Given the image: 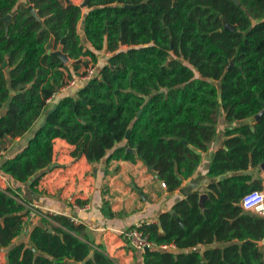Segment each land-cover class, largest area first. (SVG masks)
<instances>
[{
	"label": "trees",
	"instance_id": "16d2710c",
	"mask_svg": "<svg viewBox=\"0 0 264 264\" xmlns=\"http://www.w3.org/2000/svg\"><path fill=\"white\" fill-rule=\"evenodd\" d=\"M86 10L65 0H0V20L12 15L8 30L0 22V141L34 130L26 147L0 165L5 175L30 181L35 194L53 162L54 141L62 139L74 147L73 158L84 156L92 166L140 161L153 167L175 192L195 174L198 151L215 138L219 113L233 124L248 122L227 131L229 151L216 155L209 175L264 163V115L255 120L264 110V0H91ZM80 21L88 47L77 33ZM225 23L235 30H225ZM62 41L76 64L111 55L99 76L55 100L82 76L77 65L72 71L49 54ZM249 181L233 175L212 185L218 198L211 195L204 213L196 193L174 207L176 217L162 214L157 224H142L158 246L178 249L144 252V264H264L257 245L264 219L240 206L245 194L262 190ZM18 190H0V250H7V264H117L67 216L25 222L30 209ZM19 237L26 240L13 245ZM215 242L227 245L198 249Z\"/></svg>",
	"mask_w": 264,
	"mask_h": 264
},
{
	"label": "crops",
	"instance_id": "0c3cea01",
	"mask_svg": "<svg viewBox=\"0 0 264 264\" xmlns=\"http://www.w3.org/2000/svg\"><path fill=\"white\" fill-rule=\"evenodd\" d=\"M69 1L79 7L84 2V0ZM21 2L26 3V0H21ZM86 9H82L83 13H86ZM82 25L83 23L80 21L77 26V33L83 45L88 47L90 44L84 35ZM101 58L103 63L106 62L104 56L101 55ZM88 59L86 57L81 58L83 62H87L84 60ZM73 63L72 60H69L68 66L72 71L74 70ZM82 67L78 73L85 70V65ZM83 83L85 82L79 81L76 85H68L62 88L54 99L75 95ZM247 122L233 124V122H228L225 119L224 114L219 113L215 138L207 150L198 151L201 161L195 174L189 180L184 181L183 186L175 192H171L168 187L163 188L158 177L155 178L148 166L140 161L136 163L113 161L107 167L104 164L92 166L84 156L77 159L73 158L71 153L74 147L62 139L54 141L53 162L51 164L53 168L47 170L46 175L36 187L35 194L31 191L30 181L18 183L1 170L0 185L8 189H19L20 199L27 206L31 205L54 215L67 216L75 224L84 225L90 240L95 245L102 246L117 264H144L143 253L130 247L123 232L144 223L147 225L157 224L162 214H175L174 207L179 202L186 200L191 194L197 193L199 197L206 194L207 200H211V195L218 198L211 186L217 185L221 181L233 177V175L250 176L249 185L255 184L261 189L264 188L262 165L260 167L251 166L243 172L233 173L232 170L219 176L209 175L216 155L219 152L226 153L229 151L227 142L233 136H227V131ZM33 134L34 130L14 140L9 138L6 143L0 141V165L24 149ZM191 183H194V190L183 195L180 190L190 186ZM104 203H108V206H103ZM103 208L110 209L115 217L105 215ZM246 212L264 219L253 212ZM38 217L40 216L29 219L27 222L37 225L40 223ZM228 221L230 224L232 223V220ZM232 232L230 231V233ZM25 240V237H19L14 240L13 245ZM226 245L215 242L209 246L199 245L198 249L203 250L206 247H224ZM257 245L264 254V238L257 242ZM6 255L7 250H0V264H7ZM63 264L80 263L66 261Z\"/></svg>",
	"mask_w": 264,
	"mask_h": 264
},
{
	"label": "built area",
	"instance_id": "2783aa9c",
	"mask_svg": "<svg viewBox=\"0 0 264 264\" xmlns=\"http://www.w3.org/2000/svg\"><path fill=\"white\" fill-rule=\"evenodd\" d=\"M97 70H98L97 65L89 68L85 75L79 76V77L71 80L69 82V85H76L79 81L87 82L88 80H90L96 76ZM48 103L51 104V100H49ZM161 185L163 188H167V186L164 182H162ZM7 189L8 188L0 185V190L6 191ZM254 195L264 197V188L262 190H253V191H251V192H249L243 196V198L240 201V206L242 207V209L244 211H246L243 207V202H244L245 198L252 197ZM259 203H264V200H260ZM28 207L30 209V214H29V216H27L25 218V222H27V221H29V219L35 218L37 216L44 217L46 219H49L51 216H55L52 213L46 212L42 209H37L36 207H33L31 205L30 206L28 205ZM254 208H255V205H253V211H249V212H253V213L259 215L260 217L264 218V213H256L254 211ZM142 228H143V225L140 224V225L135 226L132 229H129L128 231L123 232L124 238L128 241L130 247L133 250L144 253V252H146V250H151V249H154L157 247L160 248L161 250H164V251L177 249L174 244H171V245L163 244V245L158 246L155 242L150 240L149 235L146 234L142 230Z\"/></svg>",
	"mask_w": 264,
	"mask_h": 264
},
{
	"label": "water",
	"instance_id": "95a60500",
	"mask_svg": "<svg viewBox=\"0 0 264 264\" xmlns=\"http://www.w3.org/2000/svg\"><path fill=\"white\" fill-rule=\"evenodd\" d=\"M29 1H32V0H29ZM65 1L67 3H70L69 0H65ZM90 1L91 0H84V2L82 3V5L80 7L82 9L88 8L89 5H90ZM28 10H29L30 14L37 19V21H39V22L41 21L40 17L38 16V13H37V11H36V9L34 8L33 5H30L28 7ZM0 22L1 23H4L5 24V27H6V30H8L9 29V25L12 22V15H7L4 19H1ZM225 30H231V31H233V30H235V27L230 26L228 23H225ZM64 42L65 41H62L61 46L56 51L50 50L49 54L50 55H54V56L60 58L64 64H68L70 59L63 52ZM6 68H7V62H5V64L3 65V69H6ZM96 76H99V73H97ZM12 100H13V95L7 101V103H6V106L7 107H9L10 103L12 102ZM53 111L54 110H51L49 112V114H51ZM140 115H141V113L138 114V116H140ZM263 115H264V110L262 112H260L258 115L255 116V120L256 121H259L262 118ZM46 124H47V118L44 119L43 123L41 124V127L45 126ZM128 136H129V133H128L127 137ZM128 152H131L133 154H136V150L128 149ZM17 155H18V153L15 154V155H13V157L11 159H14ZM50 168L52 169L53 168V165H51ZM148 168L153 173L154 177L157 178L158 175H157V173H155L153 167H148ZM261 168L264 170V163L262 164ZM194 188H195L194 183H191L190 186L181 189L180 192L183 195H187L188 193H191L194 190ZM207 199H208V196L206 194H203V195L200 196L199 206H200V209H201L202 213H204V211H205V201ZM173 217H176V214H173ZM178 222L179 223H182V221H181L180 218H178ZM28 234H29V232L26 233V235H28ZM147 251H149V250H146V252ZM203 264H205V263H203Z\"/></svg>",
	"mask_w": 264,
	"mask_h": 264
},
{
	"label": "clouds",
	"instance_id": "9594fccd",
	"mask_svg": "<svg viewBox=\"0 0 264 264\" xmlns=\"http://www.w3.org/2000/svg\"><path fill=\"white\" fill-rule=\"evenodd\" d=\"M260 200H264L261 196H252L245 198L243 207L246 211H253V205H255L254 211L256 213H264V203H259Z\"/></svg>",
	"mask_w": 264,
	"mask_h": 264
},
{
	"label": "rangeland",
	"instance_id": "374dc122",
	"mask_svg": "<svg viewBox=\"0 0 264 264\" xmlns=\"http://www.w3.org/2000/svg\"><path fill=\"white\" fill-rule=\"evenodd\" d=\"M56 51V50H55ZM109 54V55H108ZM102 56H104L105 57V60H106V58L108 57V56H110L111 54L110 53H108V52H102V54H101ZM101 55H100V58H99V61H98V63H96V64H93L92 62H91V60L90 59H88V60H84V61H87V62H83L82 60H81V62H79V63H73V67L75 66V65H77L78 67H79V69H78V71L81 69V67H82V65H85V70H82V71H80L79 72V74H81V75H85L86 73H87V70L89 69V68H91V67H94V66H98V68H99V65H101L102 63H103V59L101 58ZM83 68V67H82Z\"/></svg>",
	"mask_w": 264,
	"mask_h": 264
}]
</instances>
